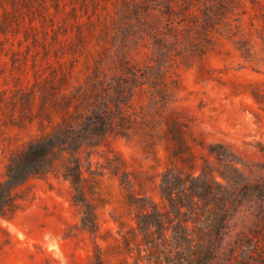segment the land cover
I'll return each mask as SVG.
<instances>
[{"label":"rangeland","instance_id":"obj_1","mask_svg":"<svg viewBox=\"0 0 264 264\" xmlns=\"http://www.w3.org/2000/svg\"><path fill=\"white\" fill-rule=\"evenodd\" d=\"M50 12L29 37L0 41V181L30 142L66 141L49 173L13 188L0 264H152L131 234V196L162 205V172L210 146L261 158L264 0H65ZM226 264H264V251Z\"/></svg>","mask_w":264,"mask_h":264},{"label":"trees","instance_id":"obj_2","mask_svg":"<svg viewBox=\"0 0 264 264\" xmlns=\"http://www.w3.org/2000/svg\"><path fill=\"white\" fill-rule=\"evenodd\" d=\"M63 4L65 0H0V36H4L0 41L9 42L22 31L29 37L38 17H48L51 6ZM10 49L17 52L13 46ZM53 134L30 142L8 165L7 178L0 181V215L13 210L15 185L52 170L56 149L66 142ZM191 138L194 145L206 148ZM203 158L189 169L168 166L162 172V205L147 196H131L129 204L135 211L131 234L140 249H147L152 264L248 262L264 251V147L258 160L241 158L225 146L208 147ZM72 179L74 184L80 180L78 169ZM123 182L131 185L127 178ZM237 222L243 228L233 232Z\"/></svg>","mask_w":264,"mask_h":264}]
</instances>
